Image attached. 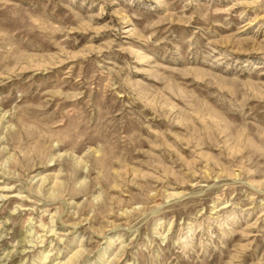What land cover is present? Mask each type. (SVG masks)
<instances>
[{"label": "rangeland", "instance_id": "374dc122", "mask_svg": "<svg viewBox=\"0 0 264 264\" xmlns=\"http://www.w3.org/2000/svg\"><path fill=\"white\" fill-rule=\"evenodd\" d=\"M0 264H264V0H0Z\"/></svg>", "mask_w": 264, "mask_h": 264}]
</instances>
